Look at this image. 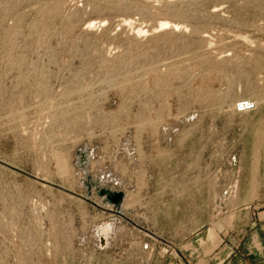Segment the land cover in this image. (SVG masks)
<instances>
[{"label":"rangeland","instance_id":"rangeland-1","mask_svg":"<svg viewBox=\"0 0 264 264\" xmlns=\"http://www.w3.org/2000/svg\"><path fill=\"white\" fill-rule=\"evenodd\" d=\"M258 198L264 0H0V264H193Z\"/></svg>","mask_w":264,"mask_h":264},{"label":"crops","instance_id":"crops-1","mask_svg":"<svg viewBox=\"0 0 264 264\" xmlns=\"http://www.w3.org/2000/svg\"><path fill=\"white\" fill-rule=\"evenodd\" d=\"M125 199L126 196L121 205L122 216H125ZM102 205L104 208L109 206ZM226 217L229 219L227 223L223 221ZM219 221L220 226L212 223V227L204 230L205 250L195 259L190 257L193 264H264V199L258 198L239 210L232 209ZM209 235L214 237L213 241L209 240ZM151 264L181 262L177 254L170 251L160 258L155 256Z\"/></svg>","mask_w":264,"mask_h":264},{"label":"water","instance_id":"water-1","mask_svg":"<svg viewBox=\"0 0 264 264\" xmlns=\"http://www.w3.org/2000/svg\"><path fill=\"white\" fill-rule=\"evenodd\" d=\"M76 156L78 159V166L83 169L85 174V185L87 188L88 195L91 194V190L94 191L95 195L100 197L102 204H107L113 206V211L117 214H122L121 205L124 201L126 194L116 188H110L108 186L102 185L99 179L92 180V176L87 171V165L89 164V150L88 145L85 143L81 149L76 150ZM111 224V223H110ZM112 225V224H111ZM99 247H104L107 244L106 234L104 232L98 234Z\"/></svg>","mask_w":264,"mask_h":264},{"label":"built area","instance_id":"built-area-1","mask_svg":"<svg viewBox=\"0 0 264 264\" xmlns=\"http://www.w3.org/2000/svg\"><path fill=\"white\" fill-rule=\"evenodd\" d=\"M236 111L244 112V111H251L255 107L254 101L250 99H238L235 102Z\"/></svg>","mask_w":264,"mask_h":264},{"label":"bare ground","instance_id":"bare-ground-1","mask_svg":"<svg viewBox=\"0 0 264 264\" xmlns=\"http://www.w3.org/2000/svg\"><path fill=\"white\" fill-rule=\"evenodd\" d=\"M111 229H112V225L110 223H105L98 228V234L104 232L106 234V238H107L108 233H109V231H111ZM107 240H108V238H107Z\"/></svg>","mask_w":264,"mask_h":264}]
</instances>
